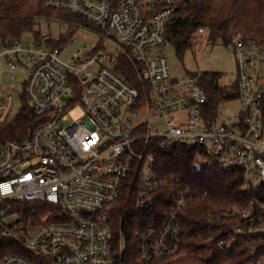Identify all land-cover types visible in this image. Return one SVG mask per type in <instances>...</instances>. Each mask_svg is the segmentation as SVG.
<instances>
[{
	"label": "built area",
	"instance_id": "obj_1",
	"mask_svg": "<svg viewBox=\"0 0 264 264\" xmlns=\"http://www.w3.org/2000/svg\"><path fill=\"white\" fill-rule=\"evenodd\" d=\"M180 1L43 0L97 28L94 49L70 51L73 36L31 34L24 41L0 31V59L11 69L17 68L11 56L33 62L25 93L38 120L26 140L0 139V237L23 252L3 255L0 264H122L127 240L115 217L128 191L136 210L159 204L167 210L140 232L136 264L176 260L188 191L159 177L157 148L196 149L199 165L211 160L240 170L247 188L264 184V46L234 39L235 77L220 85L238 89L240 111L225 117L222 103L209 118L213 109L199 76L174 78L163 55ZM196 36L208 41L203 28ZM125 61L136 69L139 88L121 73ZM13 100L10 94L3 99L0 126L9 120ZM78 108L80 117L71 121ZM143 112L161 119L164 130L149 118L137 122ZM23 206L38 209L29 213ZM226 215L212 222L238 223L218 240L220 251L236 249L246 238L264 245L263 201ZM253 264H264V256Z\"/></svg>",
	"mask_w": 264,
	"mask_h": 264
},
{
	"label": "trees",
	"instance_id": "obj_2",
	"mask_svg": "<svg viewBox=\"0 0 264 264\" xmlns=\"http://www.w3.org/2000/svg\"><path fill=\"white\" fill-rule=\"evenodd\" d=\"M180 9L167 26V44H171L176 55L183 59L185 53L195 44L196 33L200 28L207 32L208 42L220 41L225 46L233 44L235 38L245 42L264 46V0H181ZM38 20H58L70 24L67 37L74 35L76 28L87 25L79 17L49 9L43 0H0V31L3 35L21 36L34 34L40 37L36 29ZM123 76L140 87V79L133 65L125 61L120 69ZM196 73V74H195ZM200 85L207 91L209 106L213 111L220 104L235 100L238 89L221 86L223 74L219 72H195ZM38 123L30 107L27 95L23 106L13 120L0 126V139L24 141ZM157 172L160 178L187 192V207L181 216L182 255L173 261H161L155 264H253L264 256V245L242 239L236 249L220 251L218 240L238 221L218 223V217L227 220L228 212L233 208H244L253 200L264 202V184L247 188L245 176L237 169L226 170L208 160L198 164V150L173 145L157 148ZM116 211L115 225L118 234L125 236L127 246L122 264H136L140 232L153 222L152 217L163 220L167 212L164 205L150 211H139L133 207L132 191H128ZM29 205V204H23ZM35 206V205H34ZM25 211L32 213L28 206ZM42 211V210H41ZM44 211H42V214ZM132 215L136 222L128 219ZM22 252L17 244L0 237V258L9 252Z\"/></svg>",
	"mask_w": 264,
	"mask_h": 264
},
{
	"label": "rangeland",
	"instance_id": "obj_3",
	"mask_svg": "<svg viewBox=\"0 0 264 264\" xmlns=\"http://www.w3.org/2000/svg\"><path fill=\"white\" fill-rule=\"evenodd\" d=\"M36 29L43 35H51L53 37L68 36L70 32V24L58 20H38ZM97 28L92 27V30L85 26L76 28L73 41L74 45L70 44V51H75L78 48L87 45L89 49L97 47L100 41V36L95 32ZM33 38L31 34H25L22 40L29 41ZM193 48L187 51L180 59L171 44H166L163 50V55L167 58L171 75L177 79H184L191 73L195 72H219L223 74V79L226 81L234 79L236 73V59L234 55L233 45L225 46L220 41L212 44L206 42L205 38L196 36ZM113 51V48L109 49ZM13 62L17 65L16 69H11L7 65L6 58L0 59V105L3 99L9 94L13 96V107L9 120H13L23 106L25 93V83L28 79L30 69L33 62L22 63L17 57L11 56ZM62 59H66L65 56ZM196 74V73H195ZM264 84V78L261 80ZM225 117H230L240 111V102L235 99L221 107ZM81 109H75L70 118L76 120L80 117ZM149 116L147 113H140L137 122H147ZM149 123L155 128L164 130V123L159 118H149Z\"/></svg>",
	"mask_w": 264,
	"mask_h": 264
}]
</instances>
